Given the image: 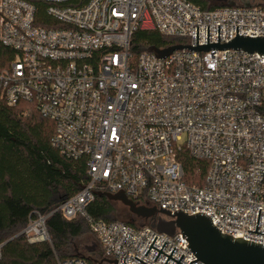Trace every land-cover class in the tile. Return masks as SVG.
<instances>
[{
    "label": "built area",
    "instance_id": "obj_1",
    "mask_svg": "<svg viewBox=\"0 0 264 264\" xmlns=\"http://www.w3.org/2000/svg\"><path fill=\"white\" fill-rule=\"evenodd\" d=\"M0 0V99L32 103L54 122L52 146L85 159L88 182L57 206L87 222L103 257L117 264H182L197 257L177 232L93 218V191L188 215L206 213L232 237L264 245V56L244 51L183 48L164 58L131 51L137 31H155L173 45L226 43L264 36V8L204 9L189 0ZM45 4L41 16L39 6ZM171 45V46H173ZM170 47V46H168ZM167 48V47H165ZM159 48V49H165ZM208 162L204 184L185 180L182 153ZM93 190V191H92ZM161 205V206H160ZM49 216L37 214L22 234L50 241ZM3 244H0V253ZM125 258V260H124ZM125 263H124V262ZM60 264H92L83 258ZM166 264H177L169 258ZM191 264H203L200 260Z\"/></svg>",
    "mask_w": 264,
    "mask_h": 264
},
{
    "label": "trees",
    "instance_id": "obj_2",
    "mask_svg": "<svg viewBox=\"0 0 264 264\" xmlns=\"http://www.w3.org/2000/svg\"><path fill=\"white\" fill-rule=\"evenodd\" d=\"M88 1L78 0L73 4ZM189 1L204 9L222 6L210 0ZM35 3L42 16L45 4ZM256 5L264 8L263 4ZM177 41L155 31H137L132 37L131 51L137 54L149 47L165 48ZM9 56L10 51L0 46L2 65ZM54 132V122L42 117L32 103L9 106L0 99V244H3L0 264H60L73 258H83L92 264H108L84 257L76 248L75 242L84 235L86 227L97 241L83 217L78 215L69 219L61 211L53 212L88 182L85 159L75 161L60 154L51 143ZM180 160L186 182L202 186L208 162L186 152L181 154ZM115 203L119 202L96 195L88 212L97 220L120 221L112 218ZM140 204L149 203L140 201ZM38 213L49 214L46 227L50 241L30 243L22 231ZM134 217L135 220L131 218L122 222L136 228L152 223L151 219ZM136 220L143 222L137 224Z\"/></svg>",
    "mask_w": 264,
    "mask_h": 264
},
{
    "label": "water",
    "instance_id": "obj_3",
    "mask_svg": "<svg viewBox=\"0 0 264 264\" xmlns=\"http://www.w3.org/2000/svg\"><path fill=\"white\" fill-rule=\"evenodd\" d=\"M216 1L222 6L238 5L234 0ZM255 1L264 2V0H241L242 5L245 7L254 5L253 3ZM183 48L204 52L209 51L210 49H229L244 51L249 55L259 54L264 56V36L249 37L248 35H238V26H236V37L226 43L220 44V26H218V42L209 43V26H207V44L198 45L197 26V47L191 45H173L165 49L149 47L148 50L155 53V57L164 58L171 55L174 51ZM93 192H95L98 196L106 197L110 201L121 203L129 209V212L133 216H136L137 218H141L144 220L151 219V227L155 228L161 233L170 236L175 235L177 232L182 233V237L185 238L189 243L187 247H189L190 251L197 257L196 260H192L189 264L197 260H200L201 262H203V264H264V245L255 243L250 240L242 239V237H232L231 235H228L226 233L222 234L220 232L221 230L212 223L211 218L204 212H196L195 214L188 215L187 212H183L179 209L175 210L172 214L171 211H169L168 209H163L162 207L161 209H158L156 206L139 204V201L136 202L128 198L127 195L123 192V189H120L119 192L115 194L100 191ZM260 210L261 209L259 208L255 231H248L264 235V233L257 232ZM156 238L157 236L154 238L145 255H147L148 251L152 247L159 251L154 261H156L160 253H163L164 255L168 256V259L164 264L167 263L169 258L176 261L177 264H182L180 260L183 257V254L177 261L176 259L171 257L176 247H174L170 255H168L162 252V249L165 246L166 242H164L160 250L153 246ZM99 256L102 257L100 263L106 262L108 264H117V259H107L103 257V252H100ZM134 258L144 264H147L137 257Z\"/></svg>",
    "mask_w": 264,
    "mask_h": 264
},
{
    "label": "rangeland",
    "instance_id": "obj_4",
    "mask_svg": "<svg viewBox=\"0 0 264 264\" xmlns=\"http://www.w3.org/2000/svg\"><path fill=\"white\" fill-rule=\"evenodd\" d=\"M211 3L217 2L216 0H210ZM238 5H242L241 0H234ZM256 4H263L264 2L255 1L253 3ZM118 218L120 221H127L129 219H134L135 217L129 212V209L122 205L121 203H115L114 204V214L112 215V218ZM143 222L142 220H136V223L139 224ZM76 248H78L79 253L82 254L84 257H90L94 260H97V262L100 263L102 260V257L99 256V250L101 251V248L99 247L97 241L95 240L94 236L89 232L88 228H85L84 235L76 240L75 242ZM95 253V255H94ZM102 263V262H101Z\"/></svg>",
    "mask_w": 264,
    "mask_h": 264
},
{
    "label": "flooded vegetation",
    "instance_id": "obj_5",
    "mask_svg": "<svg viewBox=\"0 0 264 264\" xmlns=\"http://www.w3.org/2000/svg\"><path fill=\"white\" fill-rule=\"evenodd\" d=\"M98 250H99V253L102 252V250L101 251H100V249H98ZM94 255H95V253H94Z\"/></svg>",
    "mask_w": 264,
    "mask_h": 264
}]
</instances>
